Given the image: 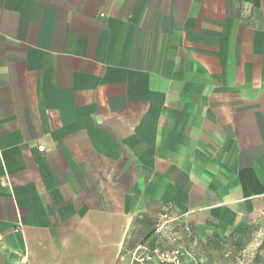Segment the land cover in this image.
Listing matches in <instances>:
<instances>
[{
  "label": "crops",
  "instance_id": "1",
  "mask_svg": "<svg viewBox=\"0 0 264 264\" xmlns=\"http://www.w3.org/2000/svg\"><path fill=\"white\" fill-rule=\"evenodd\" d=\"M168 205L264 219L262 0H0V264H136Z\"/></svg>",
  "mask_w": 264,
  "mask_h": 264
},
{
  "label": "rangeland",
  "instance_id": "2",
  "mask_svg": "<svg viewBox=\"0 0 264 264\" xmlns=\"http://www.w3.org/2000/svg\"><path fill=\"white\" fill-rule=\"evenodd\" d=\"M158 222L153 243L140 247L139 254L152 258L146 264H264V219L252 222L243 236H203L188 222L190 235L173 227L157 233Z\"/></svg>",
  "mask_w": 264,
  "mask_h": 264
},
{
  "label": "built area",
  "instance_id": "3",
  "mask_svg": "<svg viewBox=\"0 0 264 264\" xmlns=\"http://www.w3.org/2000/svg\"><path fill=\"white\" fill-rule=\"evenodd\" d=\"M172 227L183 231L187 235L191 234L188 228L186 215L178 212L174 206L168 205L159 217L156 232L160 233L163 229ZM140 250L141 248H138L132 253V261L137 264H146L147 261H150L152 258L149 255L139 254Z\"/></svg>",
  "mask_w": 264,
  "mask_h": 264
},
{
  "label": "trees",
  "instance_id": "4",
  "mask_svg": "<svg viewBox=\"0 0 264 264\" xmlns=\"http://www.w3.org/2000/svg\"><path fill=\"white\" fill-rule=\"evenodd\" d=\"M262 1H263V5H264V0H262ZM248 229H249V226L247 227V229H246L243 233H241L242 236L246 234V232H247ZM241 234H240V235H241Z\"/></svg>",
  "mask_w": 264,
  "mask_h": 264
}]
</instances>
